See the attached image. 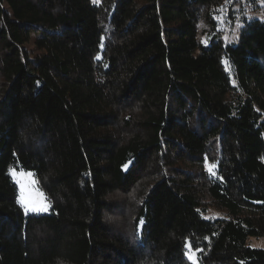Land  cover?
I'll return each instance as SVG.
<instances>
[{
  "label": "trees",
  "instance_id": "trees-1",
  "mask_svg": "<svg viewBox=\"0 0 264 264\" xmlns=\"http://www.w3.org/2000/svg\"><path fill=\"white\" fill-rule=\"evenodd\" d=\"M239 2L0 0V264H264V17Z\"/></svg>",
  "mask_w": 264,
  "mask_h": 264
},
{
  "label": "rangeland",
  "instance_id": "rangeland-1",
  "mask_svg": "<svg viewBox=\"0 0 264 264\" xmlns=\"http://www.w3.org/2000/svg\"><path fill=\"white\" fill-rule=\"evenodd\" d=\"M96 2H100L101 0H94ZM233 0H227V4H229L230 2H232ZM235 7L241 8L244 7L246 10V13L251 14V15H257L260 18L264 17V12L263 10L260 9V7H258V9L253 8V4H249L248 1L245 0H240L239 3H236ZM220 21L222 23V27L225 29V34L229 39H235V37L238 34V27H239V22L236 21V23L234 25H231L230 23H226L224 20V17L220 18ZM28 47L33 48V41L30 42L28 45ZM10 169H15L17 173L23 171L24 173H31L30 177H25L22 180H20V182L18 183V177H14L11 172V176L12 178L15 180V182H17L18 184V188H19V192H18V201L21 204V206L23 207L24 211L26 213H39V212H49L50 208H51V204L48 201L44 191L39 188L37 186L36 183V177L33 174L32 171L30 170H24V169H17L14 167H11ZM44 205H47V211H32V208H40ZM26 208L28 209L26 211ZM224 215L223 211L218 210V209H210L207 212L203 213V216L205 218H213V217H222ZM249 244L251 246H256V247H263L264 248V240L263 239H259L256 237H251L249 240ZM189 245V244H188ZM187 245V247H188ZM196 250H194L192 247L189 248L188 247V251H187V255L190 258V255H192V253H194V255H192L191 260L196 261Z\"/></svg>",
  "mask_w": 264,
  "mask_h": 264
},
{
  "label": "snow or ice",
  "instance_id": "snow-or-ice-1",
  "mask_svg": "<svg viewBox=\"0 0 264 264\" xmlns=\"http://www.w3.org/2000/svg\"><path fill=\"white\" fill-rule=\"evenodd\" d=\"M214 167H215V165H211V166L209 167V171L211 172V171L214 169ZM10 172H11V174H12L14 177H18V180H17L18 183H19L20 180H22L23 178H25V177H30V176H31V173H24L23 171L17 173L15 169H10ZM27 210H28V209L26 208V211H27ZM32 211H47V205H44V206H42V207H40V208H35V207H34V208H32ZM188 247L191 248V245L189 244ZM196 251H199V249H196ZM186 254H188V253H186ZM192 255H194V253H192ZM192 255H190V258H192ZM194 264H195V261H194Z\"/></svg>",
  "mask_w": 264,
  "mask_h": 264
}]
</instances>
